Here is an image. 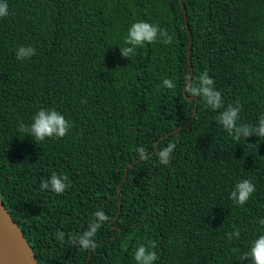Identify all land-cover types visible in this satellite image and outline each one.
Masks as SVG:
<instances>
[{"label": "trees", "instance_id": "obj_1", "mask_svg": "<svg viewBox=\"0 0 264 264\" xmlns=\"http://www.w3.org/2000/svg\"><path fill=\"white\" fill-rule=\"evenodd\" d=\"M0 19V198L38 264H136L156 244L155 264H250L241 260L264 219V139L235 141L217 112L184 89L205 70L241 123L264 115V0H7ZM187 22L184 21V10ZM137 21L172 37L122 58ZM36 55L16 59L20 46ZM175 84L172 90L163 80ZM86 101V102H85ZM195 111L193 122H188ZM41 108L71 123L68 135L35 143L18 133ZM177 147L170 163L156 152ZM148 159H141L138 148ZM67 176L57 196L40 184ZM256 188L238 206L235 184ZM103 210L110 218L85 252L68 241ZM240 229L239 239L226 233ZM65 233V241L56 232ZM236 249L237 251H233Z\"/></svg>", "mask_w": 264, "mask_h": 264}, {"label": "clouds", "instance_id": "obj_2", "mask_svg": "<svg viewBox=\"0 0 264 264\" xmlns=\"http://www.w3.org/2000/svg\"><path fill=\"white\" fill-rule=\"evenodd\" d=\"M9 15V5L7 0H0V19ZM158 41L165 45L172 43V37L166 29H161L158 24L149 23L147 21L134 22L128 29L127 36L123 40V46L120 47L122 58L131 60L137 55V51L147 45H153ZM36 55L35 48L31 46H20L16 49V59L25 61ZM163 86L169 90L175 88V84L170 79L163 80ZM184 90L187 96L195 97L204 103L206 107L217 112V123L223 130L231 136L235 141L245 140L255 135L259 139H264V115H261L255 125L241 123L240 113L242 106L239 102L230 103L225 107L222 92L217 90L215 81L208 75L205 70L195 79L186 78ZM86 102V101H85ZM32 123L26 125L21 122L18 126V133L25 137H29L33 142H44L46 140L60 139L68 135V131L72 126L71 123L56 111L55 108H41L32 118ZM177 145L175 142H168L165 147L156 152V157L162 165L167 166L170 163L173 151ZM141 159H148L147 150L143 147L137 149ZM67 176L58 175L53 172L48 179L41 182V190H49L57 196L63 195L69 187L66 183ZM255 185L247 179L238 181L234 189L230 193L229 199L238 206L245 205L255 193ZM109 217L103 210H97L93 213V219L89 222L85 231L79 235L68 236V241L81 250L94 252L97 248L95 242L99 229L109 221ZM261 226V234L251 241L249 250L242 253L239 259L247 260L250 264H264V219L258 222ZM241 235L240 229H234L232 232L226 233L229 241L235 237L239 239ZM56 239L60 242L65 241V233L57 231ZM156 244L149 241L147 245L141 243L135 250L134 260L136 264H155L158 255L154 250ZM233 251H237L233 249Z\"/></svg>", "mask_w": 264, "mask_h": 264}, {"label": "water", "instance_id": "obj_3", "mask_svg": "<svg viewBox=\"0 0 264 264\" xmlns=\"http://www.w3.org/2000/svg\"><path fill=\"white\" fill-rule=\"evenodd\" d=\"M183 10H184V21L187 22V16L184 7ZM186 29L189 33V38H190L188 45V59L190 64L189 78L192 79V67L190 60L192 37L187 24H186ZM184 91L185 90L183 89V92ZM195 111H196V107L194 113L192 114L191 119L177 129L178 133L181 128L187 127L193 122L195 118ZM0 264H38V262L36 261V257L33 253V250L29 246L21 229L14 222L11 215L3 205L1 198H0Z\"/></svg>", "mask_w": 264, "mask_h": 264}]
</instances>
